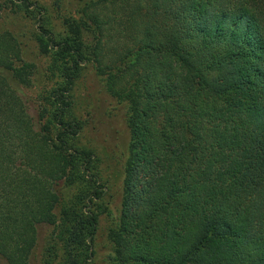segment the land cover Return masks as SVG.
I'll return each instance as SVG.
<instances>
[{
  "label": "trees",
  "instance_id": "1",
  "mask_svg": "<svg viewBox=\"0 0 264 264\" xmlns=\"http://www.w3.org/2000/svg\"><path fill=\"white\" fill-rule=\"evenodd\" d=\"M63 25L37 36L57 81L37 122L17 89L37 67L0 32V260L31 264L42 225L43 264L94 258L106 190L71 116L90 65L128 107L112 264H264V0H88Z\"/></svg>",
  "mask_w": 264,
  "mask_h": 264
},
{
  "label": "rangeland",
  "instance_id": "2",
  "mask_svg": "<svg viewBox=\"0 0 264 264\" xmlns=\"http://www.w3.org/2000/svg\"><path fill=\"white\" fill-rule=\"evenodd\" d=\"M88 0H31L33 6L41 8L30 13L5 10L0 16V32H10L21 44L24 59L37 67V75L31 88L18 87L29 115L37 122L40 110L45 106L44 96L57 86L56 79H49V57L41 54L37 36L41 27L57 36L66 34L65 18H79ZM33 10V8H32ZM71 116L82 124L79 145L94 153L96 166L104 185L103 200L105 214L101 216L95 239L94 258L89 264H112L113 246L109 240L110 229L116 227L123 199V165L130 136L127 126L128 107L113 99L105 88L103 79L89 65L82 69L72 92ZM71 198L75 188H67ZM52 228L42 225L38 230V244L32 255L31 264H43L46 245ZM2 264H7L0 260Z\"/></svg>",
  "mask_w": 264,
  "mask_h": 264
}]
</instances>
